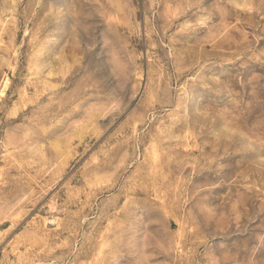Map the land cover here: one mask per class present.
Here are the masks:
<instances>
[{"label": "rangeland", "instance_id": "1", "mask_svg": "<svg viewBox=\"0 0 264 264\" xmlns=\"http://www.w3.org/2000/svg\"><path fill=\"white\" fill-rule=\"evenodd\" d=\"M0 264H264V0H0Z\"/></svg>", "mask_w": 264, "mask_h": 264}]
</instances>
